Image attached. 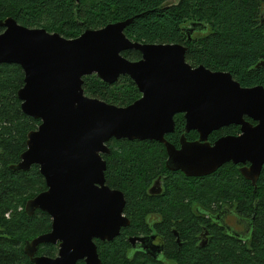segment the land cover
<instances>
[{
    "label": "water",
    "instance_id": "95a60500",
    "mask_svg": "<svg viewBox=\"0 0 264 264\" xmlns=\"http://www.w3.org/2000/svg\"><path fill=\"white\" fill-rule=\"evenodd\" d=\"M132 21L87 28L74 38L22 25L13 17L0 21V64L21 65V110L41 121L28 132L20 160L10 165L27 171L37 164L46 180L47 189L25 206L28 215L40 209L52 219L50 231L25 243L34 264H76L81 258L101 264L94 238L113 240L128 225L124 192L106 184L103 154L113 138L164 142L167 166L188 175L203 176L226 162L249 160L242 172L255 185L262 171L264 86L243 87L230 71L191 64L185 44L132 40L125 32ZM204 27L192 22L186 29L189 38ZM132 49L141 52L140 59L123 54ZM92 74L108 83L128 75L142 96L126 106L90 96L83 83ZM180 112L185 113V130L200 135L188 141L183 134L177 148L165 134L175 129L174 115ZM229 124L241 125L242 134L208 141L212 131ZM43 243L58 244L56 256L37 254Z\"/></svg>",
    "mask_w": 264,
    "mask_h": 264
},
{
    "label": "trees",
    "instance_id": "16d2710c",
    "mask_svg": "<svg viewBox=\"0 0 264 264\" xmlns=\"http://www.w3.org/2000/svg\"><path fill=\"white\" fill-rule=\"evenodd\" d=\"M8 17L69 38L79 36L87 28L133 17L125 30L132 40L179 42L188 47L186 60L193 65L230 71L244 86L264 84V0H0V21ZM192 22L205 27L195 30L189 38L186 29ZM3 30L0 25V32ZM123 54L132 60L141 58V52L135 49ZM23 84L21 65L0 64V264H34L24 251L25 243L48 232L52 224L47 212L37 209L28 215L25 210L28 199L47 188L39 166L35 164L27 171L10 167L26 149L28 132L41 122L21 110L18 90ZM83 87L86 94L119 106L141 97L128 75L120 76L114 83L105 82L96 74L87 75ZM183 122L184 117L177 115L175 132L167 137L171 139L182 130ZM108 145L111 153L103 155L107 159V181L125 192V212L134 218V228H125V234L140 228L142 215L148 209L163 207L170 215L171 211L186 212L185 197L190 194H202L209 203L235 195L238 208L251 215L256 213L259 236L254 250L238 247L226 238L217 239L216 234L205 255L199 252L195 256L185 248L183 253L193 260L182 258L180 264H264V168L256 189L236 171L227 169L224 173L222 169L214 178L205 180L174 175L167 179L163 197H151L146 194V187L164 167L163 144L113 138ZM124 233L100 243L103 264H155L141 256L126 262ZM58 250L56 244H41L37 254L56 256Z\"/></svg>",
    "mask_w": 264,
    "mask_h": 264
},
{
    "label": "flooded vegetation",
    "instance_id": "af4514ba",
    "mask_svg": "<svg viewBox=\"0 0 264 264\" xmlns=\"http://www.w3.org/2000/svg\"><path fill=\"white\" fill-rule=\"evenodd\" d=\"M242 85V84H241ZM255 84L251 86L243 87H254ZM142 96V93H141ZM182 115L184 117L183 128L171 139L168 138L169 134L174 133L170 131L165 134L166 140L176 146L181 147V138L185 134L188 141H194L199 138V132L197 130H185L186 118L185 113H176L174 115L175 123L176 116ZM246 120L253 122L248 115H244ZM176 126V125H175ZM221 131L219 135H213L215 132ZM242 134L241 125L229 124L225 125L217 130L212 131L208 135V141L214 144V142L226 135H240ZM168 136V137H167ZM130 141L140 140V139H128ZM112 140V139H111ZM120 140V139H118ZM140 140V141H148ZM157 141L163 144L164 152V167L157 172V174L152 178L151 182L146 187V194L151 197H163L166 194V181L169 177L174 175H179L180 177L196 180H205L214 178V176L222 169L224 173L227 169L236 171L241 178L247 180L250 184L257 187L258 180L262 174V171L256 181L253 184L252 179L247 178L243 172L242 168H248L251 165V161L246 160V162L229 161L220 166L217 170L210 174L203 176L188 175L182 169H170L167 166V160L169 158V152L167 145L164 142ZM111 153V148L108 153ZM104 157V156H103ZM104 159H106L104 157ZM107 161V159H106ZM226 171V172H225ZM106 172V171H105ZM106 177V175H105ZM106 184L112 189H119L112 187L106 178ZM47 189V188H46ZM256 189V188H255ZM121 190V189H119ZM123 191V190H121ZM124 192V191H123ZM125 200L127 203V197L124 192ZM202 194H190L185 197V205H187L186 212L183 211H171L173 214L170 215L164 210L163 207L148 209L142 215L141 226L135 232L131 234H125V228H134L135 224L134 218L130 213L125 212L126 204L124 207L123 214L129 219L128 225L122 226L120 234L124 233L123 237L126 241L125 255L124 259L126 262H133L139 256L143 257L148 263L155 264H180L182 258L193 260L192 258L186 257L183 253L185 248H188V252H192L195 256L200 255L199 252L205 255L209 251V246L212 244L213 240L217 237L220 239L231 240L236 243L238 247H244L248 251L254 250V243L258 240V234L256 230L257 217L254 212L252 215L244 210L238 208V197L230 195L229 197H222L217 199L213 203L206 201V198ZM229 200V201H228ZM209 201V200H208ZM185 213V214H184ZM192 225V227H191ZM260 229L261 226L259 225ZM187 228V229H186ZM50 231V230H49ZM119 234V235H120ZM118 235V236H119ZM117 237V236H116ZM115 237V238H116ZM114 238V239H115ZM135 239L132 241L131 239ZM142 238V239H140ZM113 239V240H114ZM112 240H102L101 238H94V242L97 245L98 254L100 257L101 264H103V259L100 256L99 245L100 243L110 242ZM43 244H53V243H43ZM58 245V244H56ZM59 249V245H58ZM187 250V249H186ZM198 250V253L196 252ZM46 255V254H45ZM76 264H87L85 258H81Z\"/></svg>",
    "mask_w": 264,
    "mask_h": 264
},
{
    "label": "rangeland",
    "instance_id": "374dc122",
    "mask_svg": "<svg viewBox=\"0 0 264 264\" xmlns=\"http://www.w3.org/2000/svg\"><path fill=\"white\" fill-rule=\"evenodd\" d=\"M179 0H169V3H177Z\"/></svg>",
    "mask_w": 264,
    "mask_h": 264
}]
</instances>
